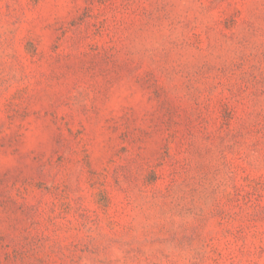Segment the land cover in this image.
Instances as JSON below:
<instances>
[{"label":"rangeland","instance_id":"rangeland-1","mask_svg":"<svg viewBox=\"0 0 264 264\" xmlns=\"http://www.w3.org/2000/svg\"><path fill=\"white\" fill-rule=\"evenodd\" d=\"M0 264H264V0H0Z\"/></svg>","mask_w":264,"mask_h":264}]
</instances>
